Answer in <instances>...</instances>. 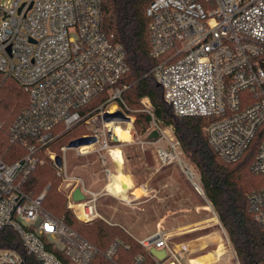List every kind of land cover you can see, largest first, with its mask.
I'll return each mask as SVG.
<instances>
[{
    "label": "built area",
    "instance_id": "built-area-1",
    "mask_svg": "<svg viewBox=\"0 0 264 264\" xmlns=\"http://www.w3.org/2000/svg\"><path fill=\"white\" fill-rule=\"evenodd\" d=\"M107 1L0 0V73L14 78L28 94L27 107L6 130L0 120V134L22 151L12 162L0 157V231L17 232L41 264H64L48 244L60 247L73 264H92L98 255L107 264H120L121 242L102 252L43 207L50 184L37 197L24 190L32 172L48 161L77 219H103L97 201L110 194L107 186L114 173L108 158L118 171L117 160L128 142L113 128L126 125L132 134L136 118L123 97L127 52L102 27ZM147 16L151 55L158 60L152 72L174 113L209 118L204 129L208 143L226 163L239 162L262 131L251 170L264 174V0H154ZM139 111L150 117L148 142L170 145L155 147L161 165L178 161L197 183L181 158L180 143L161 126L148 96L140 99ZM83 125L87 133L52 152L59 139ZM154 132L157 138L150 139ZM71 150L78 157L98 156L109 179L104 189L93 190L69 169ZM77 189L79 200L74 197ZM248 206L264 227V188L249 193ZM172 236L173 231L159 230L133 238L157 264H184L179 255L192 264L194 256L171 246ZM151 248L164 251L165 257H154ZM144 261L139 254L131 264ZM0 264L24 263L17 251L0 248Z\"/></svg>",
    "mask_w": 264,
    "mask_h": 264
},
{
    "label": "trees",
    "instance_id": "trees-1",
    "mask_svg": "<svg viewBox=\"0 0 264 264\" xmlns=\"http://www.w3.org/2000/svg\"><path fill=\"white\" fill-rule=\"evenodd\" d=\"M153 1L108 0L103 7V30L114 34L116 41L121 43L127 52L129 72L123 80L128 85L123 93L124 100L128 106L140 107V99L143 96L151 99L157 119L165 126L173 128L182 153L190 162L189 166L207 200L214 207L239 264H264V227L255 219L248 206L249 193L254 189L264 188V174L256 175L251 170L262 141V131L239 162L226 163L208 143L204 129L210 121L209 118L179 117L174 113L164 98L163 88L152 72L158 60L151 55L147 9ZM10 83L13 87H9ZM27 105L28 94L23 87L14 78L0 73V120L6 119L3 121L5 130ZM149 124L150 117L146 113L137 114L135 126L138 130L144 132ZM4 136L0 155L4 152L2 149H5L9 157L8 162H12L22 151L20 148L9 146ZM66 136L65 134L52 147L66 144ZM255 177H263V182L256 183ZM54 182L59 187L61 180L47 161L32 172L24 190L32 197H37L46 185L50 184L43 207L102 252L113 243L121 242L118 248L120 264H131L139 254L145 256L143 264H157L121 225H114L100 218L89 223L79 221L73 211L68 209L65 194L57 186L59 193L53 191ZM0 248L17 251L24 264H41L27 252L21 237L13 229L0 231ZM47 249L55 253L64 264H73L60 247L48 244ZM92 264H107V261L98 255Z\"/></svg>",
    "mask_w": 264,
    "mask_h": 264
},
{
    "label": "rangeland",
    "instance_id": "rangeland-1",
    "mask_svg": "<svg viewBox=\"0 0 264 264\" xmlns=\"http://www.w3.org/2000/svg\"><path fill=\"white\" fill-rule=\"evenodd\" d=\"M2 1L6 3L8 0ZM9 87L13 84L10 83ZM128 107L136 117L142 113L137 105ZM135 121L136 118L130 139L122 146L125 161L119 169L131 179V188L126 195L121 194L114 179L108 184V176H105L97 155L78 157L72 150L67 152L69 169L82 175L93 190H102L108 184L110 194L101 195L97 201L101 217L108 223L121 225L128 235L135 238H145L159 230L173 231L171 246L183 254L194 256L192 264H239L228 235L205 194L198 193L178 161L162 166L158 160L155 147L163 145L170 149V145L164 140L148 142L150 124L141 132ZM160 123L176 140L173 128L165 126L162 121ZM122 127L126 128V125ZM87 132V126L83 125L67 133L66 138L69 142ZM3 136L0 137V145L5 141ZM60 145L52 147V152L59 153ZM2 150L0 157L8 161V154ZM181 158L191 166L183 153ZM108 161V167L116 174V166L109 158ZM262 178L255 177L256 183H260ZM56 186L54 182L53 191L59 193ZM137 189L140 194L136 193ZM179 257L184 264H189L183 256Z\"/></svg>",
    "mask_w": 264,
    "mask_h": 264
},
{
    "label": "bare ground",
    "instance_id": "bare-ground-1",
    "mask_svg": "<svg viewBox=\"0 0 264 264\" xmlns=\"http://www.w3.org/2000/svg\"><path fill=\"white\" fill-rule=\"evenodd\" d=\"M113 133L118 135L120 140L123 141H128L130 139V130L127 128H123L119 125H115L113 128ZM123 160L122 158H119L117 160L119 162V165L121 166V162ZM125 161V160H124ZM115 166V165H114ZM123 166V165H122ZM112 179L116 181L118 190L121 192L122 195H126L127 192L130 191L131 188V179L129 176L125 175L124 173L121 172V170H118L116 174L112 175ZM137 194H140V190H136ZM204 260V259H203Z\"/></svg>",
    "mask_w": 264,
    "mask_h": 264
},
{
    "label": "water",
    "instance_id": "water-1",
    "mask_svg": "<svg viewBox=\"0 0 264 264\" xmlns=\"http://www.w3.org/2000/svg\"><path fill=\"white\" fill-rule=\"evenodd\" d=\"M116 115H121V116H123L121 112L117 113ZM107 117H110V116H107ZM149 138H150V139H156V138H157V133L154 132L153 134L150 135ZM192 184L194 185V187L196 188V190L198 191L199 194L204 195V192H203L202 188H201L197 183L192 182ZM204 196H205V195H204ZM74 197H75V199H77V200H79V199L82 198V195H81V192H80L79 189L76 190V192H75V194H74ZM150 253H151L154 257H156V258H158V259H163V258L165 257V252H164V251L156 250L155 248H151Z\"/></svg>",
    "mask_w": 264,
    "mask_h": 264
},
{
    "label": "crops",
    "instance_id": "crops-1",
    "mask_svg": "<svg viewBox=\"0 0 264 264\" xmlns=\"http://www.w3.org/2000/svg\"><path fill=\"white\" fill-rule=\"evenodd\" d=\"M119 170V169H118ZM182 252V251H181Z\"/></svg>",
    "mask_w": 264,
    "mask_h": 264
}]
</instances>
